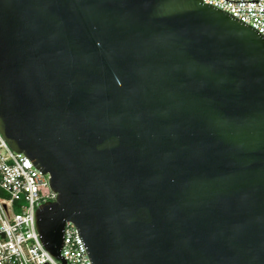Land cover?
Masks as SVG:
<instances>
[{
	"label": "water",
	"instance_id": "1",
	"mask_svg": "<svg viewBox=\"0 0 264 264\" xmlns=\"http://www.w3.org/2000/svg\"><path fill=\"white\" fill-rule=\"evenodd\" d=\"M0 131L50 176L49 252L264 264V36L202 0H0Z\"/></svg>",
	"mask_w": 264,
	"mask_h": 264
},
{
	"label": "built area",
	"instance_id": "2",
	"mask_svg": "<svg viewBox=\"0 0 264 264\" xmlns=\"http://www.w3.org/2000/svg\"><path fill=\"white\" fill-rule=\"evenodd\" d=\"M250 25L264 36V0H202ZM50 176L25 154L15 151L0 131V264H61L45 247L36 211L57 193ZM61 255L66 264H93L74 223L63 230Z\"/></svg>",
	"mask_w": 264,
	"mask_h": 264
}]
</instances>
